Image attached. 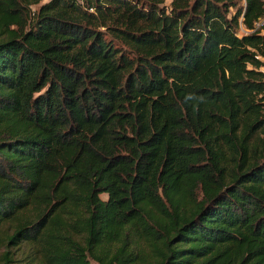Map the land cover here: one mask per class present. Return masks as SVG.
I'll list each match as a JSON object with an SVG mask.
<instances>
[{
	"label": "trees",
	"instance_id": "obj_1",
	"mask_svg": "<svg viewBox=\"0 0 264 264\" xmlns=\"http://www.w3.org/2000/svg\"><path fill=\"white\" fill-rule=\"evenodd\" d=\"M264 0H0V264H264Z\"/></svg>",
	"mask_w": 264,
	"mask_h": 264
},
{
	"label": "built area",
	"instance_id": "obj_2",
	"mask_svg": "<svg viewBox=\"0 0 264 264\" xmlns=\"http://www.w3.org/2000/svg\"><path fill=\"white\" fill-rule=\"evenodd\" d=\"M264 24V16L257 22V25Z\"/></svg>",
	"mask_w": 264,
	"mask_h": 264
},
{
	"label": "crops",
	"instance_id": "obj_3",
	"mask_svg": "<svg viewBox=\"0 0 264 264\" xmlns=\"http://www.w3.org/2000/svg\"><path fill=\"white\" fill-rule=\"evenodd\" d=\"M262 32L264 33V29L262 30Z\"/></svg>",
	"mask_w": 264,
	"mask_h": 264
}]
</instances>
